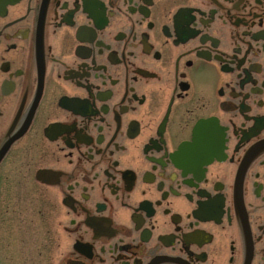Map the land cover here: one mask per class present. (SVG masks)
Segmentation results:
<instances>
[{"label": "flooded vegetation", "instance_id": "obj_1", "mask_svg": "<svg viewBox=\"0 0 264 264\" xmlns=\"http://www.w3.org/2000/svg\"><path fill=\"white\" fill-rule=\"evenodd\" d=\"M0 264H264V0H0Z\"/></svg>", "mask_w": 264, "mask_h": 264}]
</instances>
